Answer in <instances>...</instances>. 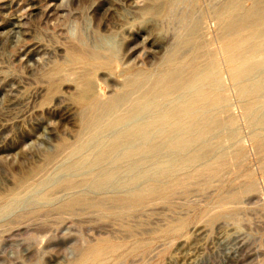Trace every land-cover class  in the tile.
I'll list each match as a JSON object with an SVG mask.
<instances>
[{
  "label": "bare ground",
  "instance_id": "obj_1",
  "mask_svg": "<svg viewBox=\"0 0 264 264\" xmlns=\"http://www.w3.org/2000/svg\"><path fill=\"white\" fill-rule=\"evenodd\" d=\"M47 1L50 3L43 2L44 5L47 4L45 6L40 3L35 15L37 17L38 15L42 16L53 27L51 29H54L53 32L55 31L56 35H62L63 30L65 34L59 36L60 40L48 36L50 35L48 31L47 37L44 34H42L44 38H42L43 36L41 38L33 37L30 43L20 48L17 57L28 69L27 74L36 78L44 87L39 90H43L41 93L42 100L46 103L45 106L43 101L40 102L41 99L38 100L45 110L64 109L69 112L73 110L75 112L74 117L76 116L75 119L78 122L75 123L74 121V125L76 124L78 129L73 140L68 141L55 132L54 125L52 127L50 125L52 123H49L50 121L48 122L47 119L44 120L42 117L31 118V120L33 119L31 123L35 126L34 128L42 130V136L46 132L50 135V138L47 137L50 144L47 143L49 141L47 139L46 144L48 147L44 148L42 146V150L37 149L36 145L33 144V151H35V148L37 151H41L40 155L37 154L42 156L41 161H38L39 163L31 161L34 164L28 163L30 166L23 164V167L26 166L27 168L23 170L22 167V171H19L14 177L12 176L14 183L11 182L13 178L11 180L6 178L10 180L8 182H11L8 185L9 187L6 186L10 188L15 184V187L13 186L12 189H14H10L11 191L8 189L10 193L6 189L8 195L4 194L5 196H2L0 194V215L12 212L17 206L21 207L25 196H29L28 209L26 213L19 214V218L27 215L37 217L45 210L50 209L55 212L56 217L57 214L61 216V213H66L68 216H76L82 213L87 215L89 213L87 215H91L89 218L94 216L95 219L116 221L120 223L119 226L123 227L120 230L123 232L122 236L119 235L120 233L118 237L109 236L107 233L108 236L95 241L86 240L83 243L81 242L82 244L79 247L73 245L75 248L70 250V255L72 254L73 258L69 260L67 258L68 261L66 258L56 259L57 257L54 256L56 260L64 261L65 259L67 261L65 264H126L128 257L132 256L135 259L133 256L150 248V244L139 236L144 230H141L140 215L153 202L158 201L159 203L160 201L169 204L174 194L180 191L185 192L189 185L194 183H198L197 186H202L204 189L203 185L208 184L209 186L212 181H218V186L215 187L216 193L211 197V204L215 205L213 207L218 208L211 214L207 213L206 220L210 222L215 217H226L233 219L235 226H237L240 223L237 218V207H234V204L231 206L233 208H227L225 204H233L232 202L238 201L240 199L239 193H254L255 185L251 173L247 171L243 163V151L237 138L238 129L234 117L228 111V108L231 107L229 106L230 101L220 84L219 64L212 43L215 41L229 55L227 67L234 80L235 97L242 105L250 139L260 155V170L264 175V0H209L208 4L203 3L202 0H125L127 7L124 5L121 11H116V7L113 5L116 3L115 1L112 4L111 1L107 0H91L86 7L89 18L85 16L84 19L80 17L79 20H66L62 15L63 13L60 14L61 11L59 13V6L57 7L53 2ZM81 1L88 3L90 0ZM247 1L250 3L248 6L244 5ZM200 2L207 4L206 7L203 8ZM15 3L13 4L11 0H3L0 2V7L5 8L6 12V9L12 7L11 4L14 6ZM62 5L60 6L62 7ZM41 6L43 7L41 8ZM119 7H122V5L119 4ZM18 9L19 7L17 13L20 14L22 12L21 8ZM78 11L80 12L79 9ZM206 14H209L216 23V30L212 39H208L202 29L203 18ZM107 16L111 20L107 19ZM72 17L74 18V15ZM25 18H28V13ZM23 21L17 15L7 20L5 25L7 27L5 30L3 29L5 34L0 30L4 37H1V35L0 38L12 45L11 43L21 41L29 34L34 35L30 33L32 29L29 31L25 21ZM204 29L206 28L204 27ZM38 33L36 32L37 35ZM139 34L141 35L139 36ZM1 42L0 44H5ZM122 45L123 54L119 52ZM6 47L8 46L6 45ZM145 47L150 49V52L148 51L150 57L148 67L139 66L132 62L133 59H138V53L142 52ZM1 56L3 55L1 54ZM6 60L5 62H7ZM117 63H120L119 70H116L118 69L116 68ZM12 74L14 75L13 71ZM97 74H100L99 77L107 78V81L108 79L112 81L110 84L113 85V88L105 98L100 97L97 92L95 83ZM19 79L15 77L5 78L3 73H0V98L5 97L3 107L7 112L16 108L19 110L27 103L29 95L25 96L23 93V88L26 87H23L25 85ZM65 84H68L66 87L72 91L67 93L69 94L68 97L64 94L66 91H61V87ZM39 90L37 89L36 92H39ZM33 91L35 92L34 89ZM30 92L33 97V92ZM25 108L26 111L31 109ZM32 112L35 111L32 110ZM60 117L63 118L64 116L60 115ZM2 121L0 123V143L9 140L8 127L5 128V126L10 124L12 119L4 118ZM71 122L73 124V120ZM70 133L72 134V131ZM31 136H33L32 132ZM58 137L61 139L59 140ZM35 138L40 141V145L43 143L41 142L43 141L42 138H38L37 135ZM31 140L33 141L32 137ZM225 141L229 143L228 145H235L234 149L231 150L232 147L226 146ZM17 143L19 144V142ZM7 144L5 143V145ZM18 144L17 146L20 148L21 145ZM3 148L4 146L0 145V151ZM13 148H10L11 151ZM27 150L26 155H29ZM14 151L16 152L15 148ZM8 152L10 151L8 150ZM19 153L21 155V150ZM61 154L62 158L60 159L62 160L58 159ZM2 155L4 154L2 153ZM30 155L32 156L31 153ZM231 160L237 170L232 173V176L224 179L223 175L225 171H228L227 167ZM21 162L24 163L22 160ZM52 163L57 164L58 170L56 173L54 172V175H49L47 174V166ZM2 164L4 166V163ZM17 165L19 166V164ZM50 169H52L51 166ZM239 169L244 172L242 181L238 180ZM3 175L6 174L3 173ZM155 206L159 205L155 204ZM160 208L162 209L161 206ZM161 209L160 211L165 208ZM206 212L207 210L204 209V211H201L200 216H205ZM153 215L158 217L155 214ZM87 216H83V218L89 219ZM126 220L132 222L127 223ZM186 220L184 217L178 218L175 222L171 220L159 230L163 236L167 237L176 234L181 235ZM27 222L31 223L32 220ZM97 222L98 224L102 223ZM226 222L228 221L226 220ZM10 223L7 225L10 226L9 230L11 228ZM20 224H17L18 228L16 230H22L20 233L24 234L29 227L23 221L22 224L24 225ZM100 226L101 224L98 225V227ZM200 227L193 229L192 237L194 236V239L192 237L190 239L194 241L191 244L189 243L190 245L186 246L187 248L184 247L185 245L183 246L181 259L186 260L188 258L190 260L189 257L192 255V251L198 248L196 247L198 241L204 239V236L202 237L204 230L202 231ZM232 227H228L229 229L226 232H232L233 241L242 247L243 236L241 237L238 233L241 230ZM118 229L121 228L118 227ZM0 232L2 231L0 230ZM27 233L25 232V234ZM11 234L13 236V232ZM220 236L222 239L224 235ZM219 237L217 236V238ZM231 241L229 239L225 240L224 246L232 243ZM23 245L25 246V244ZM154 247L156 249V246ZM159 247L161 248L160 245L157 248ZM179 247H176V249ZM23 249L27 248L24 247L21 251H24ZM148 251H151V249ZM40 257L42 258V255H39ZM54 257L51 259H54ZM16 258L19 259V257ZM172 259L174 260V258ZM181 259L177 263H182L180 262ZM175 260L174 264H177ZM38 261L36 260L32 264H39ZM54 262L58 264L57 261ZM131 262L129 261V263ZM186 262H183V264ZM51 264H53V261Z\"/></svg>",
  "mask_w": 264,
  "mask_h": 264
},
{
  "label": "rangeland",
  "instance_id": "obj_2",
  "mask_svg": "<svg viewBox=\"0 0 264 264\" xmlns=\"http://www.w3.org/2000/svg\"><path fill=\"white\" fill-rule=\"evenodd\" d=\"M1 1H3V0H0V2ZM11 1H12L13 4L15 3V1H16V3H15L14 6H13V4H11L12 7L7 8L6 9V12H5V8L0 7V16H1L0 17V30L3 31V33L5 34L4 30L7 27V26L5 27V25L7 24V20H9L10 18H13V17H15L17 15L22 21L23 20L25 21V24L29 28V31L32 29V31L30 33L31 34H34L36 36L29 34V35H27V37L25 36V38H23V40H21L19 42H16V43H11L10 42L12 45H10L8 41H4L3 38H0L1 41H3L5 43V44H0V46H1L0 47L1 48L0 49V59L3 56H4L3 58H5V59L2 58L0 60L1 61L0 63L3 65L2 66L0 64V73L1 74L3 73V77H5V78L15 77L17 79H19L20 75L23 74V76H21L22 78L20 77L19 80H21V82L23 81L22 84L25 85L23 87H26V88H23V91H24L23 93L25 94V96H28L29 95L27 97V103H25L22 106L23 108L21 107L19 110L17 108L16 109H11L8 112L5 110V107H3V105H5L4 104L5 103V97H2L3 100L0 98V110H1L0 111V123L3 122L2 119H4V118H11L12 119L11 123L10 124H6V126H5V128L8 127L7 128V132H8L7 134H8V139L9 140L5 141L4 143H0V145H2V147L4 146L3 150H1L2 152L0 151V153H1L0 154V160H1V162H0V180H1V182H0L1 183L0 184V189L1 190L0 191H1V193L0 194L2 196L8 195L10 193V191L14 189V188L12 189V187L13 186L15 187V184L12 185V186H10V188H8L9 187L8 185L11 184V182L14 181V178L13 177L15 176V174H18L19 171H22V169L24 170V168H27L25 165H24L25 167H23V164H26L27 166H30V165H28V163H33L31 161H34V163H37L38 161L39 162L41 161L42 156H38L37 155V154L40 155L41 154V151L39 152V150L37 151V149L42 150L43 147L44 148L45 147H48V145L46 144V142H47L46 140L48 138H50V135H48L47 132L46 133L44 132L45 134H43V136H42L41 135L42 134V132H41L42 130H37L36 128H34L35 126L31 123V121L34 118L42 117V119H44V120L47 119L48 122L50 121L49 123H52L50 125H52V127L54 125L53 128L55 129V132H57V134L59 136H61V138H66L68 141L69 140L70 141L73 140V137L77 133V129H78L77 125L76 124H75L76 126L74 125V121H75V123H78V122H77V119H75L76 116L74 117L75 112H73V110H72V112L65 111L64 109H56L54 111H47V110H45L44 106H45L46 103H44V101L42 100V93H41L43 91L42 89L44 87L41 86L42 84L36 78H34L33 76L31 77L29 74H27L26 71H28V69L25 68L26 66H24V64L21 61H19L18 60V57H17V55L20 52L19 51L20 48L22 46L30 43L32 41V38L33 37L34 38H37V37L38 38H41L43 36L42 34L46 35L47 34V31H48V34H50V35L47 34L48 36H52L55 40H56V38H58L60 40L61 38H59V36H62L63 34H65L64 33V30H63V34L62 35H56L55 34V31L53 32L54 29H51L53 27L50 24H48V22L45 21L42 16L38 15V17H37L35 15V13L37 12V10L39 8L38 6H40V3H41V5L45 6L48 3H50V2H48L47 0H41V1L40 0L39 1L38 0L37 1L36 0H11ZM49 1H51V3L53 2L55 4V6L56 5H57V7L59 6L58 8H60V10L58 8L57 9L59 10V13L61 11L60 14L63 13L62 15H63V17L66 20L67 19H69V20L78 19L79 20L80 17L84 19L85 16H87V8L86 7L91 2V0L88 3L87 2L83 3L81 0H58V1L57 0H49ZM74 1H77V2H74ZM107 1H109V2L111 1L110 3H112V4L114 3V1L116 2V3L113 4L116 7V11L117 10L118 11H121V9L123 8L124 5H125V7H127V5H126L127 3L125 4V0H107ZM119 1H121V2H119ZM34 2L35 3L38 2V3L35 4ZM43 2L44 3H47V4L44 5ZM202 2L208 4L209 0H207V1L206 0H202ZM30 3H31V5H30ZM118 3L120 5H122V7H119V4ZM203 3L200 2V4L204 8V6L206 7L207 4H203ZM249 4L250 3L248 1L244 3V5H246V6H248ZM60 5H62V7ZM43 6H41V8ZM18 7H19L18 10H20V8H21V11L23 13L20 12V11H19L20 14L17 13L18 12L17 11V8ZM78 9L80 10V12L78 11ZM63 10H65V11H63ZM26 12L28 13V18L27 19L25 18V17H27V13ZM31 12H33V13H31ZM72 12H74V13L76 12V14H74ZM3 13H4V15H3ZM20 15H22V16H20ZM29 15H31V16L34 15V16H32L34 18L32 19V17L31 16L29 17ZM71 15L72 16L74 15V18ZM3 16H5V17L3 18ZM35 16H36V18H35ZM75 16H76V18H75ZM106 18L109 19V20H111V18L109 16H107ZM3 19H5V20H3ZM213 22H214V20L209 16V14H206L204 16L203 22H202L203 23L202 24V29H203V33L205 34V36L208 39H212V37L214 35V31L216 30V26H215L216 23L215 22L213 23ZM38 23H40V24H38ZM92 24H93V22L91 21V25ZM30 25H32V26H30ZM92 27H93V25H92ZM204 27L206 29H204ZM34 28H36V29H34ZM35 31L37 33L39 32L38 35L36 34ZM40 31H41V33H40ZM3 33H0V36ZM53 34H54V36H53ZM47 35L45 37H47ZM140 35L141 34H139V36ZM1 37H4V35H2ZM42 38H44V36ZM3 42H1V43H3ZM6 42H8V43L6 44ZM6 45L8 47H6ZM2 47H3V49H2ZM146 47L143 48L144 50L142 52H139L138 53V59H133V61H132L133 63H135V64H137L139 66L141 65L143 67H146L147 65L149 66L150 57H149L148 51L150 49H148L149 47L148 48H146ZM212 48L215 51L214 52L215 53V57H216V60L218 61V64H219V71H220V75H221V83L220 84L222 85V89L225 90L226 95L228 96V100L230 101L229 102V106H231V107L228 108V111L230 112V113L229 112L228 113L231 116H233L234 119H235L236 127L238 129V137H237L238 138V144H239V146L241 147V149L243 151V163H244L245 168L247 169V171H249L251 173V175H252V178H253V181H254V185H255V192L254 193H249V192L248 193L247 192L246 193H239V198L240 199H238V201L232 202L233 204H231V203L225 204V206H227V208H233L231 206L234 205V204H235L234 207H237L236 210H238V216H237L238 222L240 220V223H238L237 226H235L236 224H235V222H234L233 219H228L226 217H215L210 222H207V220H206L207 219L206 218L207 215L208 214H211L212 212H214L218 208V207H213L215 205H212L211 204L212 203V201H211L212 198L211 197H213L215 195V193H216V188L215 187L218 186V184H217L218 181H216V180L215 181H212L211 182L212 184L209 183V186L211 185L210 187L208 186V184L203 185L204 186V189L202 188V186H197V185H199L198 183H196V184L194 183V184L189 185L188 189L185 192H181L180 191V192L176 193L177 196H176V194H174V196L172 197V201L169 204L166 203V202H160V201H159V203H158V201H156V202H153V204L152 203L149 204L147 206L148 208L146 207L148 210L146 209L143 212V214L140 215V218H139L140 224L142 222L141 230L144 229V230H142V233L139 234V236H140V238H142L143 240L147 241L150 244V248H148L145 252H141V253L137 254L138 256L137 255L133 256V257H135V259L132 258V256L131 257H128L127 260H126V264H140V263H142V264H154V263H156V264H170L171 263L172 264V262L174 264V260L175 259H176L175 260L176 261L175 263H177V261H179L182 258V252L184 250V247L187 248L194 241L193 240L194 239V236L192 237V235H193V229L195 227H200V226H201L200 228L202 229V231L204 230L203 231V235H202V237L204 236V239L202 238L203 240L201 239V241H198V246H196L198 248H197V250L192 251V255L193 256L191 255L189 257L190 260L188 258H186V260L185 259H181L180 262H182V263H177V264H183V262H186V261L187 262L184 263V264H189V262H190V264L191 263L192 264H264V212H263L264 211V175H263V173L260 170L261 158H260V155L257 153V151H256V149L254 147V144L252 143V141L250 139L249 130H248L246 121L244 119V113H243V110H242L243 109L242 108V105L237 100V98L235 97L236 96V88H234V84H233L234 83V80H233V77H232L231 72L229 71V69L227 67V65H228L227 64L228 63L227 61L229 59V55L226 54V52L224 51V49L220 45H218L215 41H213V43H212ZM121 49L123 50V45L120 46V51H119V52H121V54H123L124 53V50L122 51ZM5 50H7L8 52H6ZM145 50H146V52H145ZM4 52L6 53V56H5V53ZM146 53H148V54H146ZM1 54L3 56H1ZM140 55H142L143 57L140 56ZM16 57H17V59H16ZM13 58H14V61H13ZM144 58H146V59H144ZM5 60L7 62H5ZM8 63H9V65H8ZM21 64L23 65V67H22ZM119 64L120 63H117L116 64V68H118L116 70H119L120 69ZM5 65H7V66H5ZM9 66H10V68H9ZM20 66H21V68H20ZM6 67H8V68H6ZM3 69H5V70H3ZM14 69H16V70H14ZM12 71H13L14 75L12 74ZM99 75L97 74V76L95 78L97 92H98V94H99L100 97L105 98V97H107V95L109 94V92H111V90L113 88V85L110 84V83H112V81L110 79H108V81H109L108 82L106 80L107 78H105V77L103 78L102 76L99 77ZM17 76H19V77H17ZM23 77H25L26 80ZM32 78H34V79H32ZM103 79H105V80H103ZM27 80L30 81V82H28ZM66 85H68V84H65L64 86L61 87V91L62 92L63 91H66V93H64V94L68 97L69 94H67V93H70L72 91H71V89L67 88ZM27 86H30V87H27ZM35 87L38 90L40 88H42V89L39 90V92L38 91L36 92L37 89ZM33 89L35 90V92L33 91ZM30 91L33 92V97H32V93ZM35 96H36L37 99L35 98ZM38 99H41V101H40L41 103L43 101L44 106L41 105V103L39 102ZM32 106H33V108H32ZM25 107H27L28 109L31 108L35 112H32L31 109L30 110L27 109L28 111H26V108ZM56 111H57L58 115H56L57 114ZM6 113H7V115H6ZM22 113H24V114H22ZM67 113H69V114H67ZM11 114H12V116H11ZM19 114H20V116H19ZM60 115L61 116H64V117L62 118V117H60ZM31 118H33V119L31 120ZM72 118H74V119H72ZM18 120H19V122H18ZM72 120H73V124L71 122ZM25 122H26V124H25ZM0 128H1V126H0ZM29 130H30V132H29ZM66 130H67V132H66ZM68 130H69V132H68ZM37 131H39V132H37ZM71 131H72V134L73 135L70 133ZM73 131H76V132L73 133ZM31 132H32V135L33 136H31ZM34 132H36V133L34 134ZM60 132L61 133H64V134H61ZM39 133H40V137L38 136ZM65 133H67V134H65ZM34 135H35V137L37 135L38 138H40V139L42 138L43 139V141H41V142H43L41 145L39 143L40 141H37V138H35ZM21 136H23V137H21ZM31 137H32L33 141L31 140ZM15 138H16V140H15ZM58 138H59V140L61 139L60 137H58ZM19 139H20V141H19ZM35 139H36L37 142L35 141ZM11 141L12 142H15V143H12ZM9 142H11V143L9 144ZM16 142H19V144L21 142H23V143L25 142V143L24 144L23 143L20 144L21 145V146H19L21 148L20 149V148H18V146H17L18 143L16 144ZM49 142H50V140L47 143H49ZM226 142L227 141H225V144H227L226 146H229V148L232 147L231 150L234 149V146L235 145H232L231 146V144L228 145L229 143H226ZM5 143H8V144L5 145ZM36 143H39V144H36ZM14 144L17 146L18 149L21 150V155L19 153L20 150H18ZM33 144H35L36 145L35 147L37 148L36 149L34 147L35 148V151H33L34 150L33 149V146H34ZM52 144H54V143L52 142ZM10 145L16 149V152L14 151V148L11 151L12 147ZM40 146H41V148H40ZM31 147H32V149H31ZM6 148H8V149H6ZM8 150L10 152H8ZM26 150H27V154H29V155H26ZM32 151L34 152V155H33V152ZM29 152L32 154V156L37 157L36 158L37 160L34 157H32ZM2 153L4 155H2ZM26 156H27V158H26ZM38 157H39V159H38ZM6 158H7V160H6ZM20 158H23V159L26 158L24 160L21 159L22 161H24V163L21 162ZM60 158H62V154H61L60 157H58V159H60ZM25 160H28V161H25ZM60 160H62V159H60ZM2 161H4V162H2ZM1 163H4V166H3V164L1 165ZM20 163H22V164H20ZM17 164H19V166ZM33 164H31V165H33ZM49 165L51 166L52 169H50V166H47V171H48L47 174L54 175V172L56 173L57 170H58V166L55 163H52V164H49ZM228 167H227L228 171H225V173L223 175V178L224 179H227L230 176H232L233 175L232 173H235L236 170H237L236 169V166H235V164H234V162L232 160L230 161V164L228 165ZM3 170L6 171V172H4ZM3 173L6 174V175H3ZM243 173L244 172H242V170H240V169L238 170V180H241V181L243 180V177H242ZM3 176H5V177H3ZM6 178H9L10 180H11V178H13V179H12L11 182H8L9 179L7 180ZM5 179H6V181H5ZM2 181H4L3 182V185L4 186L2 185ZM6 189L7 190L8 189L9 190L11 189V190L10 191L8 190L9 193H7L8 191H6ZM2 191H3V194H2ZM5 191H6L7 194L5 193ZM182 195H184V196H182ZM191 195H192V197H191ZM252 195H254V196L252 197ZM60 196H62V194H60ZM195 196H196L197 199L195 198ZM199 198H200V200L201 199L202 200L200 201ZM25 199H26V201H25ZM25 199H23L24 202H25V203L24 202L23 203L25 205L23 203L21 204V207L22 208L20 206L19 207L17 206L16 207L17 210H15L16 208H14V210H12L13 213L12 212H6V213H2L0 215V218H1L0 219V230L2 231V232H0V264H6V263L8 264V262H9V264H25V263L26 264H29V263L32 264L36 260H39L38 261L39 264H51L52 261H53V264L56 263L54 261H57L58 264H60V263L61 264H65L69 259H72L73 258V255L72 254L70 255V250L72 248L79 247L84 241H86V240H88V241L89 240L90 241H92V240L95 241V240H97V239H99L101 237L103 238V237L108 236V235L109 236H117L118 237V234L119 233H120L119 234L120 236L123 235V232L120 231L123 228V227L119 226L120 223H118L116 221H112V220H107V219L106 220L105 219L104 220L103 219L101 220V219H97V218L95 219L94 216H92L93 219H92V217H90L91 220H92L91 221L90 218H89V216H91V215L87 216L89 213H87V215H85L86 213L85 214L82 213L83 216H85V217L87 216L89 219L83 218V216H81L82 214H79L80 217H82L80 219V217H78L79 215H76V216L75 215H69L68 216V214H66V213H61V216H60V214H57V217H56V214H55V212L53 210H50V209L48 210L47 209V210H45L44 212L41 213L42 215L41 214L38 215L39 218H37L38 216L37 217H31V216H28L27 215V216H22V217L20 216L21 218L24 217L23 219H21V218H19L18 215L19 214L22 215V214L26 213V211L28 209L27 206L29 205V203H27V202L30 201L29 196H25ZM175 199H177V200H175ZM180 199H181V201H180ZM184 201H185V204H184ZM257 201H258V203H256ZM226 203H228V202H226ZM155 204L156 205H159V206H155ZM160 206L162 207V209H163V207L165 209L162 210L160 208ZM25 207H27V208H25ZM155 207L157 209L159 208V210L154 209ZM189 207H190V209H189ZM18 208H20V209H18ZM151 209H154V210H151ZM160 209L162 211H160ZM204 209L207 210V212H206V215L202 217V216H200V213H201V211H204ZM171 210H172V212H171ZM173 211H175V212H173ZM51 212H52V214H51ZM250 213H252V214H250ZM3 214H4V216L6 215L7 217L2 216ZM8 214H9V216H8ZM150 214L152 215V217H151ZM153 214H155L158 217H155ZM47 215H49V216H47ZM239 215L240 216L243 215V216L240 217ZM41 216H43V217H41ZM17 217H18V219H17ZM153 217L155 219L156 218L157 219L156 220L155 219L153 220ZM180 217H184V218H186L188 220V222L186 220L185 228H183V231H182L181 235L180 234H176L177 236L176 235H172V236H169V237L163 236L161 234V231L159 229L163 228V226L167 225L171 220L174 221V222L177 221V219L180 218ZM41 218H44V219H41ZM29 219H31L33 223ZM39 219H41V220H39ZM151 219H152L153 222L151 221ZM225 219L228 222H231V221L232 222L231 223H228V222H226ZM241 219H243V220H241ZM26 220L29 221V222H31V223H28ZM35 220L36 221L39 220L40 222L39 221L36 222ZM148 220H150V221H148ZM223 220H224V222H223ZM22 221L25 223V225H27L29 227L28 230L25 231L26 233L28 232L27 234H25L24 231H23L24 234L22 232H21L22 233L21 234L20 231H22V230H16V228H18L19 223H21L20 225H24V224H22ZM97 221L102 222V223H99V224H101L100 227H98L99 224H98ZM126 221H128L127 223H129V222L131 223L132 222V221H129V220H126ZM14 222L17 223L18 225L15 224ZM96 222H97V224H96ZM105 222H107L108 225L105 224ZM243 222H244V224H243ZM6 223H8V224H6ZM9 223L11 225V228H10L11 231L8 229L10 226H7V225H9ZM103 223H104V225H103ZM245 223H248V224H245ZM251 223H253V224H251ZM30 224H32V225H30ZM45 224H46V227H45ZM90 224H91V226H90ZM240 225H241L242 228L244 226L245 227L242 229L240 227ZM232 226L234 228L238 229V230H241V232L238 231V233H240L241 237L243 236L242 237V240H243L242 247L243 248L241 246H238L233 241V233L232 232H230V231L229 232H226L227 229L231 228ZM30 227H31V229L33 227V229L31 230ZM118 227L121 228V229H118ZM13 228L16 230L17 233L15 232V230ZM12 230H14V231H12ZM35 231H36V233H35ZM116 231L118 232L117 234H116ZM12 232H13V236L11 234ZM14 232L17 235H15ZM218 232L219 233L222 232V233L219 234ZM107 233H108V235H107ZM241 233L242 234L244 233V234L242 235ZM206 235H207V237H206ZM220 235H222V236L224 235L222 237V239H221V236ZM217 236L218 237L220 236V237L217 238ZM190 237H192L193 239L191 240ZM205 237H206V239H205ZM229 237L232 238V241H231V238H229ZM243 238L245 239V242H244V239ZM218 239L221 240L222 242H220ZM228 239L233 244L230 243L229 245L224 246L225 240L227 241ZM24 241H26V242H24ZM164 242H167V243H164ZM201 242H202V244H200ZM247 242H248V244H247ZM179 243H183V244H179ZM245 243L247 245H244ZM23 244H25V246ZM26 245H27V247H26ZM158 245H160L161 248L160 247L157 248ZM16 246H17V248H16ZM154 246H156V249H155ZM24 247L27 248V249H23L24 251H21V249L24 248ZM176 247H179V248L176 249ZM15 248H16V250H15ZM150 249H151V251H148ZM18 250H20V251H18ZM68 250H69V252H68ZM180 250H182V251H180ZM198 250H200L199 251L200 252L199 254H198ZM12 251H13V253H12ZM34 251H35V253H34ZM26 252H28L29 254L26 253ZM152 252H155V253L152 254ZM67 253H69V254H67ZM142 253H144V254L142 255ZM38 254L40 256L42 255V258L40 257L41 259L39 258V255ZM194 254L196 255V257H195ZM54 256L57 257L56 259H58V258L59 259L60 258H66V260H67V258H68V260L67 261H65V259H64V261H62V260H56ZM70 256H72V257H70ZM148 256L150 257L149 259H148ZM16 257H19V259L16 258ZM53 257H54L55 260L54 259H51ZM178 257H179V259H178ZM145 258H147V259H145ZM169 258H170V260H169ZM172 258H174V260ZM4 260H6L8 262H6V261L4 262ZM171 260H172V262H171ZM22 261H23V263H22ZM129 261L130 262L132 261V262L129 263ZM47 262H49V263H47Z\"/></svg>",
  "mask_w": 264,
  "mask_h": 264
}]
</instances>
